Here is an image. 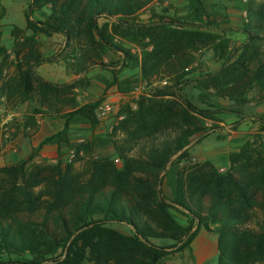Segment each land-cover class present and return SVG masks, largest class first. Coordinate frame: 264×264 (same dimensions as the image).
<instances>
[{
	"label": "trees",
	"instance_id": "obj_1",
	"mask_svg": "<svg viewBox=\"0 0 264 264\" xmlns=\"http://www.w3.org/2000/svg\"><path fill=\"white\" fill-rule=\"evenodd\" d=\"M152 1L32 0L30 12L33 8L40 10L47 5L51 12L39 21H33L27 16L26 26L48 36L62 34L66 46L72 40L83 37L90 46L96 45L98 53L120 52L123 54L122 64L128 62L124 67L132 61L138 62L141 81L158 73L163 65L178 66L181 73L175 76L173 89L164 88L157 92V96L172 97L189 112L204 116L212 114L211 110L199 109L180 95L181 87L193 82L185 79L188 74L186 67L193 63L192 52L206 48L212 50L213 56L222 63L219 70L201 75L195 82L207 89L211 88L217 96L227 98L240 107L248 102L252 89H256L264 100V49L260 46L263 41L261 34L264 32V2L245 0L243 10L247 21L241 32L246 39L239 46L229 48L228 40L207 30L215 28V25L206 20V9L201 0H189L188 14L181 21H166L164 17L151 13L148 21L135 22L133 18L136 14ZM100 17L112 21L99 25L97 20ZM116 38L140 46V59L116 43ZM149 46H152L150 50ZM75 56L76 74L97 64L96 58L91 55L83 54L80 59L77 54ZM54 61L55 57L30 53L26 56V63L17 66V94L21 102L39 98L38 109L34 112L45 108L57 114L59 109L55 104L62 100V94H67L81 80L56 84L36 74L34 69L37 66ZM100 102L101 99H98L64 113L61 116L64 119V130L72 121L95 125V110ZM138 106L136 115L144 123V116L148 114L144 99L138 102ZM233 113L240 114L241 111ZM126 122L127 117L120 125L123 131ZM198 131L197 128L184 130L179 137L170 143L166 142L161 152L153 153L154 169L151 173L159 174L164 170L170 159L188 144L189 137ZM62 134L65 135L60 132L57 136ZM230 158L234 164L246 158V164L242 165L237 176L231 171L223 176L216 175L210 167L209 172L203 171L194 178L196 187L204 190L198 193L196 206L203 209L202 198L205 194L209 197L204 215L195 211L193 213L186 202L187 191L191 200L196 196L194 184L190 185L181 177L175 179L173 204L187 211L184 214L190 223L185 241L180 246L170 247L157 246L149 241L151 237L169 236L178 239L168 231L156 232L141 219L140 208L135 200L138 194L131 195L121 185L124 178L132 175L131 164L125 157H122L123 170L119 171L108 169L105 172V168L111 166L106 159L101 162L91 161V175L85 180L81 178L82 175L73 172L72 164L63 166L61 162L37 164L28 169L26 159L0 167V254L7 255V261L0 264H41L40 260L49 256H52L50 260L53 264H108L101 239L104 226L111 222L129 226L135 241H139L147 250L146 261L131 264H157L162 258L189 247L200 229L212 232L209 221L215 225L212 233L217 235V264H264V221L254 229L247 226L253 210L257 209L264 214V150L256 151L253 156L246 149L242 153L231 154ZM205 165L209 166V163ZM101 175L102 182H97ZM131 178L141 185L148 182L143 178ZM160 183L158 179L157 185ZM154 192L160 194L156 189ZM158 205L161 210L168 206L163 198L159 199ZM43 210L40 222L31 219L36 212ZM21 212H26L28 219H21L18 215ZM242 225L246 227L242 228ZM50 227L56 233H50ZM28 255L32 257L27 258Z\"/></svg>",
	"mask_w": 264,
	"mask_h": 264
},
{
	"label": "rangeland",
	"instance_id": "obj_2",
	"mask_svg": "<svg viewBox=\"0 0 264 264\" xmlns=\"http://www.w3.org/2000/svg\"><path fill=\"white\" fill-rule=\"evenodd\" d=\"M31 1L0 0V7L2 8L0 44L3 48V51L0 52V105L12 110L28 101L30 112L34 113V110L38 109L39 98L34 97L21 102V98L17 94L19 90L17 66L26 63V56L30 53L40 54L43 57H55L56 61L66 63V66L68 65L74 74H76L75 62L77 60L76 56L73 57V55L77 54V58L80 59L82 58L81 55L87 54L97 60V64L88 66L83 79H77L81 80L76 87L68 91L67 94L63 93L62 100L55 104V107L59 109L57 115L60 117L74 106L85 103L90 81H102L106 84V89L115 86V91L121 94L128 93L131 87L137 85L140 87V93L134 100L137 106L135 110H131L129 106L130 96H127L126 100H122L121 104L119 103V110L116 114L124 116L123 120H126L127 117L126 128L124 131L121 129V136L115 137L105 134L103 132L105 124L98 120L95 125L88 124L87 127H85L86 123L73 121L74 128L82 131L81 139L75 142L70 149L74 151L73 157L69 158L70 150H67L60 153L55 162L36 163L28 161L27 168L30 169L42 163L56 164L61 162L63 166L72 164L73 172L82 175L81 178L85 180L91 175V161L101 162L106 159L111 163V166H107L105 172L108 169L119 171L123 170L124 161L122 157H125L131 164V177L143 178L148 181L145 185H141L134 182L131 177H126L121 182L122 187L126 191L128 190L131 195L138 194L135 200H137L140 208L141 219L156 232L168 231L178 239L175 240L169 236L151 237L149 241L162 247L180 246L187 237L186 230L190 220L184 214L187 213L184 208L173 204L175 179L181 177L190 185L194 184L197 189L196 196L191 200L187 191L185 193L186 202L191 206L193 213L195 211L199 215L200 213L204 215L209 197L206 194L203 196V209L196 206L198 193H203L204 190L199 186L196 187L194 178L203 171L209 172L210 167L214 169L216 175L223 176L231 171L233 175L237 176L242 165L246 164V158H241L237 164H234L230 158L231 154L242 153L247 149L248 153L254 156L256 151L264 150V100L260 98L256 89H252L248 95V102L240 107L227 98L217 96L211 88L207 89L204 85L195 82L199 76L219 70L222 63L211 52H208L209 48H206L192 52L193 63L186 67L188 74L185 79L193 82L182 86L180 95L199 109L211 110L212 114L211 116H204L189 112L182 103L172 97L157 96V92L164 88L173 89L175 76L181 73L178 66L163 65L159 68L158 73H154L148 80L141 81L138 62L132 61L130 65L124 67L125 63L128 62L122 64L123 54L120 52L98 53L96 45L90 46L83 37L72 40L66 46L62 34L48 36L39 31L28 29L26 26L27 16L33 21H39L48 17L51 12L48 5L40 10L33 8L30 12ZM201 1L206 9L205 16L207 19L206 17L205 19L213 26L215 25V28L207 29L204 27L203 29L212 30L215 34L228 40L229 48L242 44L243 33L241 29L246 23V14L244 16L242 12L246 1ZM257 2L263 3L264 0H257ZM188 7L189 0H153L140 10L133 19L137 23L146 22L151 13H154L156 16L164 17L166 21H181L188 14ZM156 19L154 20L156 21ZM108 21L111 22L112 19L100 17L97 23L101 25ZM261 37H263V41L260 42V46L264 49V32ZM116 43L140 59L138 57L139 54L141 56L140 46L126 40H120V38H116ZM104 97L103 94L99 96L101 101ZM142 99H144V107L148 112L144 116V123H141L136 115L139 108L138 102ZM167 108L171 111H168ZM236 110H240L241 113H233ZM194 128H197L199 133L189 137L188 144L170 159L164 170L159 174H152L151 171L154 169L152 167L153 153L161 152L165 148L166 142L170 143L179 137L184 130H193ZM206 163H209V166H206ZM102 176L97 178V182H102ZM158 179L161 181L160 185H157ZM155 189L160 191V194H155ZM160 198H163L168 205L164 210H161L158 205ZM43 214L44 210L36 212L31 219L40 222V217ZM18 215L24 220L29 217L26 212H21ZM262 221H264V214L256 209L252 211V219L247 222V226L254 229ZM209 225L214 232L215 225L210 221ZM245 225L241 227L245 228ZM104 227L105 231L101 242L104 248L105 261L108 264H131L147 260L146 248L139 241H135L129 226L111 222ZM48 230L50 233H56L53 227ZM60 237L61 235H59ZM202 239L198 241L197 245L201 244ZM140 241L143 243L141 239ZM194 250V247H190L172 253L159 260L157 264H196V260L194 261L192 258L196 252ZM31 257L27 256V258ZM51 257L40 260L41 264H53L50 260ZM6 261L7 255L0 254V263ZM216 263L215 258L202 264Z\"/></svg>",
	"mask_w": 264,
	"mask_h": 264
},
{
	"label": "crops",
	"instance_id": "obj_3",
	"mask_svg": "<svg viewBox=\"0 0 264 264\" xmlns=\"http://www.w3.org/2000/svg\"><path fill=\"white\" fill-rule=\"evenodd\" d=\"M242 13L244 15L245 11L243 10ZM245 39L246 36L243 34L242 41L244 42ZM150 49L151 47H148V50ZM208 52L213 54L210 49H208ZM138 57H140V54ZM34 70L42 79L56 84L72 83L78 78L83 79L87 73L85 71L74 74L72 70L67 68L65 63L58 60L51 63H42ZM105 85L102 81H90L84 104L97 101L101 94L106 95L108 93L114 95L112 99L118 104L116 87L111 86L106 89ZM28 106V101L12 110L0 105V166H8L26 159L36 163L55 162L60 153L70 150L73 144L81 139L82 131L74 128L73 121L64 130L65 125L62 117L56 113L46 111L45 108L33 113L29 111ZM79 106L81 105L73 108ZM71 110L69 109L66 112ZM87 126L88 124L85 127ZM60 132H64L65 135L57 136ZM46 139L51 140L46 141ZM201 238H203V241L200 245H197ZM190 247L195 248L194 251L196 252L194 256L192 255V258L194 261L196 260V264L206 263L208 260L215 258L217 260V235L212 232L200 229L187 248Z\"/></svg>",
	"mask_w": 264,
	"mask_h": 264
},
{
	"label": "built area",
	"instance_id": "obj_4",
	"mask_svg": "<svg viewBox=\"0 0 264 264\" xmlns=\"http://www.w3.org/2000/svg\"><path fill=\"white\" fill-rule=\"evenodd\" d=\"M139 93H140V87L137 85L132 87L131 90L126 94L118 93L117 94L118 104L115 102V100L112 99L114 98L113 94L108 93L105 95V97L103 98V100L100 102V104L95 110V116L97 120L100 123L103 122L105 124V129L103 130L105 134L115 137H119L122 135L120 123L123 121L124 116L116 114L117 111L119 110V103L122 100H126L127 96H130L129 98L131 99V102L129 106L131 110H135L137 106L134 100H136V97L139 95ZM73 155H74V151L70 150L69 158H72Z\"/></svg>",
	"mask_w": 264,
	"mask_h": 264
}]
</instances>
